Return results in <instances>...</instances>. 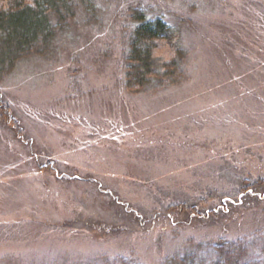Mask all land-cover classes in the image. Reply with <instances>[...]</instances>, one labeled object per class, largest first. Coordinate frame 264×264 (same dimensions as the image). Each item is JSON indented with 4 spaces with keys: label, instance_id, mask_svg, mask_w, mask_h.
Returning a JSON list of instances; mask_svg holds the SVG:
<instances>
[{
    "label": "rangeland",
    "instance_id": "obj_1",
    "mask_svg": "<svg viewBox=\"0 0 264 264\" xmlns=\"http://www.w3.org/2000/svg\"><path fill=\"white\" fill-rule=\"evenodd\" d=\"M100 2L0 78V264H264V0Z\"/></svg>",
    "mask_w": 264,
    "mask_h": 264
},
{
    "label": "trees",
    "instance_id": "obj_2",
    "mask_svg": "<svg viewBox=\"0 0 264 264\" xmlns=\"http://www.w3.org/2000/svg\"><path fill=\"white\" fill-rule=\"evenodd\" d=\"M101 7L100 0H0V78L26 56L53 52L79 12L87 23L96 22ZM126 16L131 24L126 82L131 87L147 86L161 68L153 54L155 42L168 37L173 26L161 15L149 16L141 6L129 7Z\"/></svg>",
    "mask_w": 264,
    "mask_h": 264
}]
</instances>
